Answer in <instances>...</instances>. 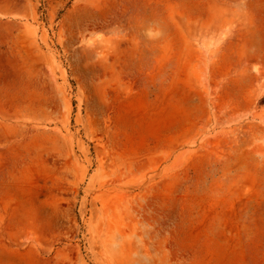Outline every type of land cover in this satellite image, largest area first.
I'll return each instance as SVG.
<instances>
[{
    "label": "rangeland",
    "instance_id": "obj_1",
    "mask_svg": "<svg viewBox=\"0 0 264 264\" xmlns=\"http://www.w3.org/2000/svg\"><path fill=\"white\" fill-rule=\"evenodd\" d=\"M0 264H264V0H0Z\"/></svg>",
    "mask_w": 264,
    "mask_h": 264
}]
</instances>
